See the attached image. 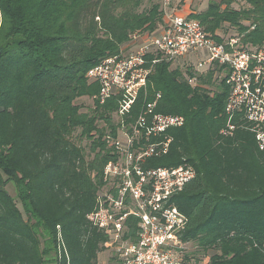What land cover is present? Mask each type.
Segmentation results:
<instances>
[{"label":"trees","instance_id":"trees-1","mask_svg":"<svg viewBox=\"0 0 264 264\" xmlns=\"http://www.w3.org/2000/svg\"><path fill=\"white\" fill-rule=\"evenodd\" d=\"M148 1L140 10L142 0H0V264H98L107 235L88 216L105 165L118 159L105 136L151 112L184 120L167 129V152L141 164L194 170L168 200L187 219L179 235L190 245L183 261L264 264V152L244 115L226 113L224 67L198 73L188 57L159 61L121 117L118 96L94 99L99 87L89 69L128 52L134 34L162 26L161 2ZM232 2L209 1L191 18L217 43L227 25L241 44L264 46V0H244L238 10ZM84 97L92 100L87 111L76 104ZM136 222L128 219L127 237Z\"/></svg>","mask_w":264,"mask_h":264},{"label":"built area","instance_id":"built-area-1","mask_svg":"<svg viewBox=\"0 0 264 264\" xmlns=\"http://www.w3.org/2000/svg\"><path fill=\"white\" fill-rule=\"evenodd\" d=\"M161 6L163 24L156 33L134 34L128 52L105 57L89 69L87 77L99 87L94 99L103 104L118 96L117 116H124L146 87L156 63H175L192 56L200 61L201 54L207 68L213 63L224 67L230 87L226 113L244 115L264 152V46H245L236 36L217 43L197 20L175 14L170 0H161ZM149 53L155 59L147 60ZM188 82L193 84L192 79ZM183 122L181 116L151 112L128 125L122 121L116 136H105L118 159L105 165L104 186L88 219L107 235L104 247L112 254L111 264H186L181 252L187 245L179 235L187 219L168 200L193 179L194 170L187 165L141 168L146 158L167 152V129L181 127ZM158 136L163 138L151 141ZM130 217L137 219V230L127 237Z\"/></svg>","mask_w":264,"mask_h":264},{"label":"rangeland","instance_id":"rangeland-1","mask_svg":"<svg viewBox=\"0 0 264 264\" xmlns=\"http://www.w3.org/2000/svg\"><path fill=\"white\" fill-rule=\"evenodd\" d=\"M157 1L161 2V0H157ZM209 1H212V0H170V4L173 7L177 6V9H180L181 6H183V5H188L191 11H194L195 13H199V12H202L206 9ZM214 1H219V0H214ZM148 5H149L148 0H142V5L140 7V10L146 8ZM231 7L233 9L238 10V9L247 7V5L244 3V0H233ZM217 33L220 36H222L224 39H227L228 37H232V36L237 35V31L234 28L229 27L227 25H224L220 30L217 31ZM200 56H201L200 61L193 58V56L188 57L187 59H190V62H189L190 64H191V59H193V65H194L195 70L198 73H203L207 70V66L202 65V62L205 60V58L201 54H200ZM184 67H185V65H182V68H184ZM76 104L81 105L83 111H87L88 109L91 108L92 100L89 99L88 97L87 98L84 97V98L78 99L76 101ZM6 190L12 197H15L16 191H15V187L12 183L7 184ZM17 206L19 209H21L19 202H17ZM189 247H190V245L186 246L185 251H183V254L181 253V257L184 255V253L190 251ZM111 256H112V254L109 250H106L104 252L99 253L98 264H111L110 263ZM195 257H198V259H201L202 254L197 253V255ZM192 260L194 261V258ZM184 261H185V259H184ZM200 261L202 262V260H200Z\"/></svg>","mask_w":264,"mask_h":264},{"label":"crops","instance_id":"crops-1","mask_svg":"<svg viewBox=\"0 0 264 264\" xmlns=\"http://www.w3.org/2000/svg\"><path fill=\"white\" fill-rule=\"evenodd\" d=\"M171 8L174 10V13L177 15L187 16L191 18V15L195 14L194 11H191L188 5L181 6L180 9H177V6L173 7L171 5Z\"/></svg>","mask_w":264,"mask_h":264}]
</instances>
